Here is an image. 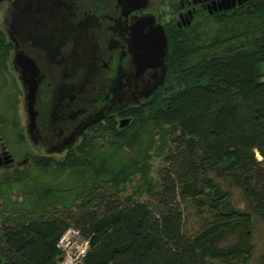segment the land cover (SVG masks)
I'll return each instance as SVG.
<instances>
[{
    "label": "trees",
    "instance_id": "trees-1",
    "mask_svg": "<svg viewBox=\"0 0 264 264\" xmlns=\"http://www.w3.org/2000/svg\"><path fill=\"white\" fill-rule=\"evenodd\" d=\"M170 28L168 88L123 112L132 122L113 132L112 151L86 140L61 158L36 156L44 173L68 171V187L20 202L1 192L9 214L0 223V264H62L58 241L70 227L89 243L81 264H256L255 217L264 224V16L205 14ZM156 157L163 161L157 183ZM137 173L138 184L121 197ZM22 175L5 176L0 190ZM234 188L244 207L235 205ZM180 198L204 218L195 235L185 231ZM257 256L264 264V250Z\"/></svg>",
    "mask_w": 264,
    "mask_h": 264
},
{
    "label": "flooded vegetation",
    "instance_id": "flooded-vegetation-1",
    "mask_svg": "<svg viewBox=\"0 0 264 264\" xmlns=\"http://www.w3.org/2000/svg\"><path fill=\"white\" fill-rule=\"evenodd\" d=\"M8 2L6 8L0 2L5 9L4 45L23 91L14 54L25 52L37 65L38 116L35 127L27 128L35 156H65L105 125L113 132L127 128L132 121L123 115L126 109L144 107L155 94L167 90L166 77L163 86L146 96L157 70L140 71L133 60L132 26L141 16L155 14L166 33L167 27L177 32L205 14L216 19L252 12L258 18L264 16V0H171L167 21H163L161 9L155 10L154 0L149 8L135 11L123 10L117 0H44L52 10L38 13L42 26L30 35L28 22L10 27L15 0ZM189 11L191 15H187ZM188 17H192L190 24ZM4 149L12 155L0 137V171L20 169L31 162L28 156L17 160L12 155L14 162L8 164L2 155Z\"/></svg>",
    "mask_w": 264,
    "mask_h": 264
},
{
    "label": "rangeland",
    "instance_id": "rangeland-1",
    "mask_svg": "<svg viewBox=\"0 0 264 264\" xmlns=\"http://www.w3.org/2000/svg\"><path fill=\"white\" fill-rule=\"evenodd\" d=\"M170 1L171 0H165V2L163 0H154L155 10H162L163 21H167L170 17ZM0 2L5 5V8L6 6H10L8 0H2ZM4 7H0V34L2 36L5 35L4 40L6 41V33L3 30L4 18L2 17L3 10H5ZM4 14H6L5 11ZM9 54L8 48L0 43V137L3 138L14 158L20 160L28 156L30 157L31 162L20 168V173H23L20 182L4 185V190H0V223L4 221L3 219L9 214L8 211L6 213L3 211L4 203H2V201L4 196L1 192L9 196L8 200L20 202L25 198L28 199V196L29 198H31L32 195L41 196L51 187L66 188L69 185L68 179L71 177L69 176L68 171L61 174H57V171L44 173L37 166L36 156L33 153L30 142L28 141L26 111H24V91L13 64L11 65L10 60L8 61V59H11ZM89 135L93 136L92 139H89V141H91L89 143H91V145L95 144L98 149H101L104 152L112 151L115 148V143L117 144V139L113 138V131L109 125H105L104 128L96 131V134L90 133ZM61 157H63V155L57 156V158ZM257 157L259 160L262 159V156L259 153H257ZM162 163L163 161L160 157H156L152 160V171L150 175L154 178L156 183L160 180L159 170L163 166ZM14 171L15 170L0 171V181L5 179V176L7 175H10L9 177H11ZM140 178V173L135 174L131 182L125 183L124 187L126 189L120 196L122 197L130 194L133 186L138 184ZM232 191L234 193L233 201L235 205L238 207H244L247 202L240 188H234ZM141 199L144 201H153L154 198L150 195L144 194ZM180 200L179 204L183 209L185 216V231L189 235H195L200 230L204 218L198 214L197 206L193 201L190 199L182 200L181 198ZM9 203L12 204V202ZM251 235L256 250L253 262L259 264V257L257 255L264 250V224L258 217H255V221L253 222V231L251 232ZM232 241L233 239H229V242ZM224 244L226 243L224 242ZM256 256L258 257L257 259Z\"/></svg>",
    "mask_w": 264,
    "mask_h": 264
},
{
    "label": "water",
    "instance_id": "water-1",
    "mask_svg": "<svg viewBox=\"0 0 264 264\" xmlns=\"http://www.w3.org/2000/svg\"><path fill=\"white\" fill-rule=\"evenodd\" d=\"M2 1V0H0ZM125 11H135L147 9L151 6V0H117ZM34 9V11H32ZM51 11L49 4L44 0H15L11 11L15 13V20L10 19V27L20 26L29 23L30 35H34L36 30L42 26L39 22L38 13ZM191 15V11L187 15ZM10 18V17H9ZM191 18H187V23H191ZM131 46L133 48V60L141 70L154 68L157 72L155 79L146 89V96L154 94L163 86L167 75V58L169 55V43L165 26L157 21L153 13L141 16L132 26ZM14 62L18 65L20 78L24 82V105L27 114V128L33 129L37 122L38 110L36 107L38 99L39 79L37 78V65L35 61L25 52L16 51ZM6 163H13L14 158L4 149L2 154ZM1 160V157H0Z\"/></svg>",
    "mask_w": 264,
    "mask_h": 264
},
{
    "label": "built area",
    "instance_id": "built-area-1",
    "mask_svg": "<svg viewBox=\"0 0 264 264\" xmlns=\"http://www.w3.org/2000/svg\"><path fill=\"white\" fill-rule=\"evenodd\" d=\"M88 246V241L81 237L79 229L70 227L58 241V247L62 252V264H81Z\"/></svg>",
    "mask_w": 264,
    "mask_h": 264
},
{
    "label": "bare ground",
    "instance_id": "bare-ground-1",
    "mask_svg": "<svg viewBox=\"0 0 264 264\" xmlns=\"http://www.w3.org/2000/svg\"><path fill=\"white\" fill-rule=\"evenodd\" d=\"M18 1H21V0H18ZM15 13H16V15H17V11H11L10 12V19L12 20V21H14L15 20ZM9 25H10V23H9Z\"/></svg>",
    "mask_w": 264,
    "mask_h": 264
}]
</instances>
